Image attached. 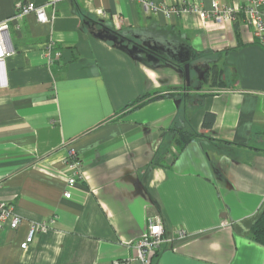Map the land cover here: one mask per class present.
<instances>
[{
    "label": "crops",
    "instance_id": "1",
    "mask_svg": "<svg viewBox=\"0 0 264 264\" xmlns=\"http://www.w3.org/2000/svg\"><path fill=\"white\" fill-rule=\"evenodd\" d=\"M53 1L0 0L14 52L0 66V203L22 218L0 231V264H142L157 218L151 264H264V43L242 17L202 14L240 0H58L47 23L14 19L18 3ZM181 131L197 135L182 151ZM33 224L48 229L23 251Z\"/></svg>",
    "mask_w": 264,
    "mask_h": 264
},
{
    "label": "built area",
    "instance_id": "2",
    "mask_svg": "<svg viewBox=\"0 0 264 264\" xmlns=\"http://www.w3.org/2000/svg\"><path fill=\"white\" fill-rule=\"evenodd\" d=\"M58 0H54L48 4L37 6L33 3L23 4L18 3L16 6V20L23 19L29 14H36L39 22L47 23L50 21L46 13V9ZM144 7L148 10L156 11L155 4L147 0H139ZM264 0H240V4L232 8H222L217 2L212 5V10L206 14L207 19L222 24L225 20L231 19L236 21L242 17L246 26L253 30L254 35L262 43H264ZM191 11L201 13L197 7ZM7 20L0 23V66L5 58L10 57L14 52L10 47L9 40V22ZM80 174V165L78 162L70 167V173L67 176V191L65 198H71V190L77 183L78 175ZM22 218L15 212V210L4 204L0 203V231L5 225H9L11 230H16L20 227ZM48 227L44 224H33L30 228L26 241L21 245L23 251L30 249L31 245L35 242L39 233L46 231ZM166 227L160 218L150 220L148 231L145 236L136 244L137 258L142 264H151L153 258L161 246L166 242ZM183 235V233H181ZM122 264V263H117Z\"/></svg>",
    "mask_w": 264,
    "mask_h": 264
},
{
    "label": "trees",
    "instance_id": "3",
    "mask_svg": "<svg viewBox=\"0 0 264 264\" xmlns=\"http://www.w3.org/2000/svg\"><path fill=\"white\" fill-rule=\"evenodd\" d=\"M236 31H237V37L239 43H241V36L238 24L236 23ZM163 97V96H160ZM158 98V97H157ZM155 98H147L143 97L132 104L128 105L126 108L122 110V114H126L128 112H131L133 110H136L140 107H142L144 104H146L149 101H152ZM215 122V116L212 114H206L203 122V127L206 129H210ZM197 138V135L194 132L190 131H181L179 132V138L177 141V145L179 146V150L182 151L191 141ZM252 237L254 241L262 246H264V211L257 221V223L254 225L252 229Z\"/></svg>",
    "mask_w": 264,
    "mask_h": 264
}]
</instances>
